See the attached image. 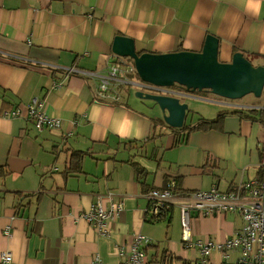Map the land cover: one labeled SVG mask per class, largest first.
<instances>
[{"label":"crops","instance_id":"0c3cea01","mask_svg":"<svg viewBox=\"0 0 264 264\" xmlns=\"http://www.w3.org/2000/svg\"><path fill=\"white\" fill-rule=\"evenodd\" d=\"M207 34L218 38L221 61L239 51L264 65V0H0V254L11 251L13 264H90L96 253L105 264H121L117 246L128 248L142 233L152 239L143 264H196L199 251L191 243L222 242L241 229L237 212H191L184 242L179 205L152 220L146 193L169 180L187 193L213 186L228 191L258 179L261 120L230 114L220 128L184 135L135 90L122 86L115 102L95 100L98 77L65 70L104 73L116 35L131 37L138 52L162 54L201 51ZM177 91L189 107L184 124L213 118L197 114L195 92ZM262 91L238 103L241 108L216 110L264 113ZM34 96L60 118L59 128L38 131L23 114H3L24 111ZM73 150L84 151L78 164L69 163ZM106 192L123 202L108 238L72 218ZM208 264H224L217 250Z\"/></svg>","mask_w":264,"mask_h":264},{"label":"built area","instance_id":"2783aa9c","mask_svg":"<svg viewBox=\"0 0 264 264\" xmlns=\"http://www.w3.org/2000/svg\"><path fill=\"white\" fill-rule=\"evenodd\" d=\"M134 65L124 57L115 54L111 56L109 65L104 73L87 72L76 68H65L67 72H77L85 76L98 77L95 100L115 102L119 98V89L125 85L141 87L144 91L175 94L179 91L171 87L158 86L147 82H140L130 76L135 74ZM23 111L16 107L11 112L3 114L19 116L23 114L32 120L36 130L55 129L60 127L61 120L45 112L42 100L37 96L32 97ZM232 108H241L234 102H225ZM254 108V107H253ZM256 109V108H255ZM264 130V128H263ZM264 142V141H263ZM264 156V154H263ZM263 178H253L239 182L233 189L223 191L213 186L208 190H194L187 193L178 192L175 180H169L167 185L153 187L146 193L148 199L147 214L152 220L159 219L161 211L168 209L171 204L179 205L181 239L188 241L190 232V213L196 212L199 216H210L234 211L240 214L243 225L241 229L226 240L218 242L206 239H197L191 247H197L199 259L196 264H208L211 252L220 253L221 262L229 264V252L238 249V254L231 264H264V160L262 162ZM106 200L108 203L104 202ZM123 209V202L115 199L111 192L97 194L96 199L88 209L72 215L73 220L83 219L89 223L100 236L108 238L111 235V220ZM10 227L5 228L4 235H10ZM129 247L117 246V256L121 264H143L146 260L144 249L152 243L149 236L137 233L132 238ZM11 251L3 250L0 254V264H13ZM90 264H105L99 254H94Z\"/></svg>","mask_w":264,"mask_h":264},{"label":"water","instance_id":"95a60500","mask_svg":"<svg viewBox=\"0 0 264 264\" xmlns=\"http://www.w3.org/2000/svg\"><path fill=\"white\" fill-rule=\"evenodd\" d=\"M217 39L207 34L201 51L183 49L161 54L138 52L131 37L116 35L111 49L116 56L132 60L140 82L165 87L178 85L188 94L208 90L228 100L242 99L247 94L260 97L264 89V65H254L239 51L233 52L229 61H221ZM134 96L153 101L168 126L181 128L184 125L189 107L180 100L181 93L171 95L137 89Z\"/></svg>","mask_w":264,"mask_h":264},{"label":"trees","instance_id":"16d2710c","mask_svg":"<svg viewBox=\"0 0 264 264\" xmlns=\"http://www.w3.org/2000/svg\"><path fill=\"white\" fill-rule=\"evenodd\" d=\"M133 63V62H132ZM135 75L137 76V73L135 72ZM259 109H248L246 112L242 111V110H228V109H224V110H220L217 112V114L213 117V118H209V119H204V118H200L197 123L195 124H184L181 128H174L175 131H177V133L180 132H184L183 134L185 135V133L188 135L189 133H191V131H195V130H209V129H217L221 127V124L223 122L224 117H226L227 115L230 114H237L240 116V118H250L252 120H254L255 118L257 120H261L262 123L264 124V113L263 111ZM262 112V114H261ZM259 113V115L257 114ZM253 114H257L256 116H254ZM84 155V151L82 150H73L71 151L70 154V162L69 163H79L81 162L82 158ZM75 170V169H73ZM259 176L258 178L262 179L263 178V169L260 168V172H259ZM176 186L178 185V182L175 184Z\"/></svg>","mask_w":264,"mask_h":264},{"label":"rangeland","instance_id":"374dc122","mask_svg":"<svg viewBox=\"0 0 264 264\" xmlns=\"http://www.w3.org/2000/svg\"><path fill=\"white\" fill-rule=\"evenodd\" d=\"M126 59L128 61L132 62V60L130 58L126 57ZM131 77L133 79H135L136 81L138 80V77L135 74H132ZM125 86H126V88H129L130 94H132V92H134V90L141 88V87L134 86V85H125ZM171 88H173V87H171ZM181 90H183V89H181ZM195 93H196L195 94L196 96L200 97L198 99H194L195 100V104H198L199 109H200L199 111H197V114L198 115H206L208 117H211V116L214 117L215 116V114L217 113V110H216L217 107L230 108L228 106H222V105H220L218 103H215L216 101H225V102H228V103L236 101L237 103H242V102L247 103L246 100H248V98L254 97L252 94H249V95H246L245 97H242V99L240 98V99H235V100H231V99L228 100L227 98H223V97L217 96L216 94L209 93V91H201V92L197 91ZM202 98H205L207 100H203ZM187 100L191 101L190 98H187ZM212 100H215V102L212 101ZM232 235H234V234H232ZM180 236H181V232H180ZM237 252H238V249H233L230 252V254L231 253H235V256H234V258H235L236 255H237ZM216 258H218V257H215L214 259H216ZM233 260L234 259H232L230 262H233ZM216 261H217V259H216Z\"/></svg>","mask_w":264,"mask_h":264},{"label":"flooded vegetation","instance_id":"af4514ba","mask_svg":"<svg viewBox=\"0 0 264 264\" xmlns=\"http://www.w3.org/2000/svg\"><path fill=\"white\" fill-rule=\"evenodd\" d=\"M181 89H182V87H181V86H178V85H175V86L172 88V90H174V91L181 90ZM206 91H208V90H206Z\"/></svg>","mask_w":264,"mask_h":264}]
</instances>
